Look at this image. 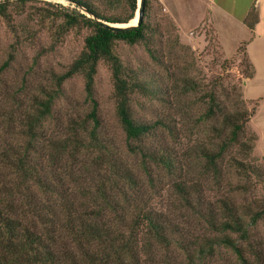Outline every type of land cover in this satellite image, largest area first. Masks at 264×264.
Returning a JSON list of instances; mask_svg holds the SVG:
<instances>
[{"label":"trees","instance_id":"obj_1","mask_svg":"<svg viewBox=\"0 0 264 264\" xmlns=\"http://www.w3.org/2000/svg\"><path fill=\"white\" fill-rule=\"evenodd\" d=\"M28 1L31 0H0V15L8 23L13 20L11 25H17L22 32L14 30L17 38L23 33L33 37L36 28L30 23L49 17L41 11H27L24 15ZM69 1L84 11L58 7L53 16L62 20L55 25V40L62 39L71 28H84L86 32L81 49L57 80L60 84L73 75L83 76L85 98L90 104L88 119L72 120L67 126L68 135L57 140L49 137L46 144H41V128L52 113L58 92H48L25 115L24 144L14 150L13 165L8 162L18 180L0 186V264H198L214 254L216 245L229 247L236 264H264L263 244L250 229V223L264 217V200L245 220L231 200H220L222 212L212 208L200 194L198 178L176 182L184 203L196 211L208 228L202 237L189 239L169 213L144 200L141 177L118 152L107 147L101 135L103 124L94 95V80L98 64L106 61L111 70L115 112L125 133L127 150L140 154L138 168L145 179L152 183L153 168L159 165L176 167L168 149L158 150L144 144V137L157 126L165 125L169 131L172 126L163 118L150 122L141 119L133 114L131 105L137 93L164 91V83L155 77L160 74L143 75L141 67L123 63L117 53L119 42L129 45L148 42L152 28L145 18L149 1H143L140 23L124 27L113 24L129 19L130 22L135 17L136 0ZM10 4L15 6L14 12L9 10ZM257 20L258 14L253 10L244 18L250 28ZM8 61L3 62V68ZM243 67L245 77L253 76L254 67L247 57ZM151 80L160 82L152 87ZM182 85L185 91H202L199 97L204 107L199 120L209 121L210 128L216 132V150L201 149V156L205 157L203 176L212 170L219 179L224 155L229 149L237 148L239 155L229 158L230 167L246 177L256 174L264 180V168L250 157L257 134L247 125L252 111L245 105L241 85L233 82L218 89L214 84L201 90V84L193 78H185ZM179 104L177 99L175 107ZM46 149H53L55 158L74 156V151L79 149L90 152L95 165L91 174L95 190L77 196L63 180L50 177V169L41 166L36 156L38 151ZM52 181L59 183L54 185ZM180 254L184 261L177 258Z\"/></svg>","mask_w":264,"mask_h":264},{"label":"rangeland","instance_id":"obj_2","mask_svg":"<svg viewBox=\"0 0 264 264\" xmlns=\"http://www.w3.org/2000/svg\"><path fill=\"white\" fill-rule=\"evenodd\" d=\"M148 1L145 18L152 26L148 42L133 45L119 42L117 53L123 63L134 68L141 67L143 75L160 74H155V77L164 83V91L137 93L131 105L133 114L141 119L150 122L163 118L172 126L171 131L165 125L157 126L144 137V144L158 150L168 149L176 167L159 165L153 168L152 183L145 179L146 176L138 168L140 154L127 150L125 133L115 112L111 70L106 61L98 64L94 80V95L103 124L101 135L107 147L118 152L141 177L145 190L144 200L169 213L185 237L199 238L208 233V228L204 221H200L196 211L184 203L175 186L176 182L198 178L200 194L206 198V202L211 203L212 208L222 212L220 200H231L244 219L249 220V213L259 209L264 200V180L256 174L246 177L230 167L229 158L239 155L237 148L229 149L224 155L219 179L212 170H209L206 177L203 176L205 157L201 156V149L216 150V132L210 128L209 121L203 123L199 120L198 115L204 107L199 97L202 91H185L183 81L185 78H193L201 84V90L214 84L218 89L229 87L233 82L241 85L245 105L252 111L247 125L249 130L257 134L250 157L264 168V51H259L264 48L256 46L255 51L259 52L253 56L262 63L257 68L259 71L249 78L245 77L243 60L245 57L251 60L247 51L242 53L246 45L243 38L249 35L243 28L222 24L223 19L217 16L215 21L218 26L221 25L219 31L222 43L207 15L197 24H194V18L188 16L190 11L199 6L194 4L195 0ZM174 6L183 14L189 13L179 23L175 21ZM58 7L69 10L80 8L69 0L27 2L24 15H27V11H41L49 15L34 24L30 21V26L36 28L33 37L23 33L17 38L14 30L22 34L20 28L11 25L13 20L8 23L0 15V186L4 182L11 184L12 179L18 180L11 166L12 161H15L14 150L21 149L24 144L22 123L27 112L35 108L39 99L46 98L48 92H58L52 113L46 117L41 128V144H46L49 137L57 140L58 137L68 135L69 123L74 119H84L90 109L81 74L73 75L58 84L57 76L64 72L81 49L86 32L84 28H71L62 39L55 40V25L62 20L61 17L53 16ZM137 7L138 0L134 18L137 16ZM14 8L13 4L9 5L11 12H14ZM262 14L259 29L264 30V9ZM6 60L9 61L3 68L2 64ZM151 81L152 87L160 82ZM177 99L180 104L175 107ZM74 152V156L55 158L53 149H46L38 151L36 156H39L37 160L41 166L50 169V177L59 178V182L63 180L64 185L82 197L95 190V181L91 179L95 165L91 161L90 152L83 149ZM59 182L52 181V184L58 185ZM250 229L264 248V217L256 223H250ZM177 258L184 261L182 254L177 255ZM198 264H236V259L229 247L216 245L214 254Z\"/></svg>","mask_w":264,"mask_h":264},{"label":"crops","instance_id":"obj_3","mask_svg":"<svg viewBox=\"0 0 264 264\" xmlns=\"http://www.w3.org/2000/svg\"><path fill=\"white\" fill-rule=\"evenodd\" d=\"M194 4L196 3L199 6H196L193 11H190V14L187 12L184 14L179 12L178 8L174 6L175 8L174 12H176L175 15V21L176 23L181 22L180 20L183 19V17H187L186 15L189 14L190 18H194V24L199 23V21L207 15L208 19L212 22V24L215 26V29L218 32L219 39L222 42L218 23L215 21L217 16H220L219 18H222L223 23L231 26V27H239L243 28L245 30V33H249L247 38H243V40H246L245 49L247 51V54L254 66V72L256 73L257 70L259 71V64L262 65L261 61L259 59L255 60V54L259 51H264V30L259 29V26L261 25L262 19H263V9L264 7L262 4L264 3V0H195ZM200 3L202 4L200 6ZM167 7V6H166ZM168 8V7H167ZM255 11L258 14V20L254 23L253 27L250 28L247 26V24L244 22V18L248 15L250 11ZM243 30V31H244ZM239 39L240 41L242 40ZM223 43V42H222ZM236 46V45H235ZM256 46H259L263 50L255 51ZM252 56V57H251Z\"/></svg>","mask_w":264,"mask_h":264},{"label":"water","instance_id":"obj_4","mask_svg":"<svg viewBox=\"0 0 264 264\" xmlns=\"http://www.w3.org/2000/svg\"><path fill=\"white\" fill-rule=\"evenodd\" d=\"M143 1L144 0H138V7H137V10H136V13H137V16H136V20L134 23H129V20L128 21H125V22H122L121 24H113V25H116V26H131V25H137L140 23V20L142 18V13H143Z\"/></svg>","mask_w":264,"mask_h":264},{"label":"bare ground","instance_id":"obj_5","mask_svg":"<svg viewBox=\"0 0 264 264\" xmlns=\"http://www.w3.org/2000/svg\"><path fill=\"white\" fill-rule=\"evenodd\" d=\"M135 20H136V18L132 19V23H134V22H135ZM129 23H130V22H129Z\"/></svg>","mask_w":264,"mask_h":264}]
</instances>
